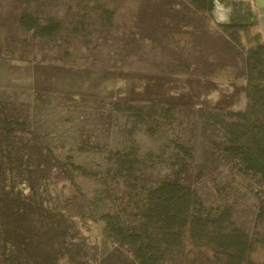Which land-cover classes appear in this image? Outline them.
I'll return each mask as SVG.
<instances>
[{
  "label": "trees",
  "instance_id": "trees-1",
  "mask_svg": "<svg viewBox=\"0 0 264 264\" xmlns=\"http://www.w3.org/2000/svg\"><path fill=\"white\" fill-rule=\"evenodd\" d=\"M130 1L18 0L7 22L13 32L0 41V48L17 46L21 60L33 55L48 64L50 59L60 65L81 62L92 49L111 42L113 30L132 31L121 15ZM154 1L156 13L169 19L161 30L178 44L162 46L163 72L197 77L196 53L212 54L213 60L205 64L207 76H217L224 66L231 74L227 79H241L244 107H195L172 99L131 97L116 100L113 109L150 131L180 124L187 117L211 123L225 138L224 154L239 172L257 178L259 187L242 199L234 196L205 206L185 178L193 147L179 138L172 142L171 173L159 180L144 173L134 146L107 150L101 162L60 159L43 144L15 101H1L0 264H264V35L257 29L256 12L250 6L233 8L230 20L219 23L212 16L214 0L148 3ZM129 31L116 37L123 41L114 44L121 51L134 42ZM201 33L203 38H198ZM209 41L211 45L196 49ZM111 62L108 55L106 64ZM93 183L110 205L97 217L84 187ZM53 184L60 186L56 195ZM97 222L113 243L103 255L82 233Z\"/></svg>",
  "mask_w": 264,
  "mask_h": 264
},
{
  "label": "rangeland",
  "instance_id": "rangeland-1",
  "mask_svg": "<svg viewBox=\"0 0 264 264\" xmlns=\"http://www.w3.org/2000/svg\"><path fill=\"white\" fill-rule=\"evenodd\" d=\"M148 1L132 0L121 13L123 25L132 28V31L126 30L135 35L134 42L128 43L127 51L115 46V43L123 42L117 38L125 29L113 30L109 34L111 42L92 49L91 53L87 51L90 56L80 59L81 62L69 61L66 65L57 64L59 61L55 59H50V64L43 63L39 61L40 57L33 55L21 60L17 46L6 50L0 48V102L15 101L22 115L41 136L43 144L53 149L60 159L71 156L79 162H101L107 150L134 146L143 160L144 173L159 180L171 173L169 164L175 157L172 142L179 138L184 145L193 147V159L188 163L185 178L194 186L205 206L220 205L234 196L242 199L252 195L251 192L260 185L259 180L238 171L222 149L225 138L211 123L187 117L180 124L157 126L150 131L146 124H136L130 116L113 109L116 100L131 97L172 99L195 107L224 104L234 110L244 107L241 79H227L231 74L224 71V66L219 67L217 76L211 73L207 76L209 70L205 64L213 60L212 54L200 56L201 52L196 53L194 69L196 67V73H199L197 77L163 72L165 67L161 61L166 54H163L162 46L173 48L178 44L174 36L161 30L162 22L169 19L162 20L156 13L155 1ZM252 1L214 0V22H228L233 8L243 10L250 6L254 10ZM17 9L18 0H0V41L12 34L7 22L13 19ZM210 24L213 26L211 21ZM170 26L171 22L167 28ZM198 38H203V33ZM211 44L210 41L202 42L196 49ZM11 50L15 53L11 54ZM108 55L112 62L106 64ZM221 60H224L223 56ZM93 184L84 187L90 192L89 204L97 217L110 205L104 199L101 187ZM19 188L27 192L25 184H20ZM51 188L56 195L60 186L53 184ZM123 191L118 189L120 193ZM82 233L88 244L97 248L101 255L113 246L99 222L92 223L88 231Z\"/></svg>",
  "mask_w": 264,
  "mask_h": 264
},
{
  "label": "crops",
  "instance_id": "crops-1",
  "mask_svg": "<svg viewBox=\"0 0 264 264\" xmlns=\"http://www.w3.org/2000/svg\"><path fill=\"white\" fill-rule=\"evenodd\" d=\"M252 2L257 16V29L264 35V0H253Z\"/></svg>",
  "mask_w": 264,
  "mask_h": 264
}]
</instances>
